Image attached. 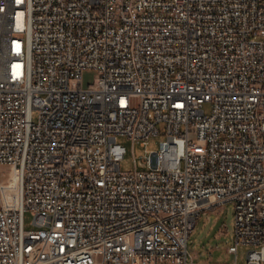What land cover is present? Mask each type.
Listing matches in <instances>:
<instances>
[{
  "label": "built area",
  "instance_id": "built-area-1",
  "mask_svg": "<svg viewBox=\"0 0 264 264\" xmlns=\"http://www.w3.org/2000/svg\"><path fill=\"white\" fill-rule=\"evenodd\" d=\"M0 167V264H193L228 202L264 264V0H0Z\"/></svg>",
  "mask_w": 264,
  "mask_h": 264
},
{
  "label": "rangeland",
  "instance_id": "rangeland-1",
  "mask_svg": "<svg viewBox=\"0 0 264 264\" xmlns=\"http://www.w3.org/2000/svg\"><path fill=\"white\" fill-rule=\"evenodd\" d=\"M82 86L87 88L95 81L94 70L87 69L81 74ZM205 111H209V105H205ZM164 139L163 135L151 136L145 145L139 142L132 144L126 136H117L116 142L125 147V154L120 160V170L133 171L136 167L139 171H147L149 165L144 158L151 151L159 147ZM2 168L0 167V171ZM33 214L25 210L23 214V227L25 230L36 228L32 223ZM234 237V204L228 202L224 205L212 206L204 210L197 219L188 238V250L193 256V264H232L235 255L227 252V247ZM237 262L243 264L246 261L248 247L240 245L237 249Z\"/></svg>",
  "mask_w": 264,
  "mask_h": 264
}]
</instances>
